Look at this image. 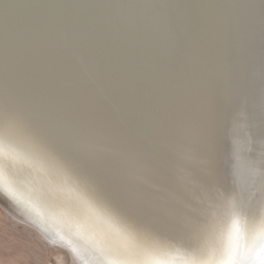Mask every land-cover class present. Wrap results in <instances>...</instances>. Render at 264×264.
I'll use <instances>...</instances> for the list:
<instances>
[{
  "label": "water",
  "instance_id": "obj_1",
  "mask_svg": "<svg viewBox=\"0 0 264 264\" xmlns=\"http://www.w3.org/2000/svg\"><path fill=\"white\" fill-rule=\"evenodd\" d=\"M36 1L20 18L19 15L12 17L13 32L9 33L7 29L6 33H0V41L5 42L4 47L0 42V70L15 84L23 83L27 76L47 78L49 82L46 84L50 88L38 82L26 96L22 95L26 103L21 104L15 95L21 92V88L14 86V98L9 103L0 102V113L7 109L2 107L5 105L10 109L28 104L81 124H95L126 141H135L156 139L174 130L182 122L175 110H182L185 105L193 115L200 114L203 118L222 122L234 148L228 144L227 157L221 158L223 161L219 164L226 182L231 183L234 173L242 181L251 148V145L247 148L249 139L245 141L243 136L247 121L244 117L249 111L251 89L256 88L255 70L264 66V56L260 61V54L257 55L262 46V25L256 22L264 19L260 13L261 0H170L167 6L164 0H142V3L153 1L155 7L162 5L157 17L154 13L147 17H156L152 22L160 28L156 36L163 44L155 45L152 56L150 44L140 42L138 32L118 39L115 28L117 24L121 25V20L117 21L115 16L130 12L127 1H75L71 7L85 21L89 20L93 29L88 35L78 34V39L67 25L71 22L68 16L61 13L54 16V12L64 9L63 1L59 0L53 8L45 6L44 0ZM133 35L138 42H133ZM83 36H88V40L82 39ZM51 53H55L54 56L60 58L57 63L62 64L57 67L47 64L53 63ZM135 54L139 56L138 60L142 59L140 66L130 62L135 61ZM76 66L81 70L77 71ZM86 69L93 72H81ZM90 76L94 77L89 79ZM115 84L120 89L131 88L129 99L140 97V103L149 109L147 114L144 112L146 116L140 105L134 107V101L125 102L126 97L122 98L120 91L113 89ZM136 85L140 88L137 89ZM261 89L264 91V84ZM191 93L197 99L201 97L202 101H192ZM254 127L257 130L256 122ZM255 141L260 143V139ZM261 149L264 148L256 146L255 153ZM38 168L53 171L47 167ZM256 171L258 174L257 161ZM0 196V203L8 209L14 206L5 195L0 193ZM263 216L264 209L255 218L225 214L207 241L205 251L212 255L225 253L235 237L230 249L232 255L245 256L250 250L254 253L257 241L251 242L252 237L261 235V232L258 229L256 233H250L249 225L258 223ZM223 218H226L225 223ZM31 224L38 227L35 221ZM38 230L44 234L39 227Z\"/></svg>",
  "mask_w": 264,
  "mask_h": 264
},
{
  "label": "snow or ice",
  "instance_id": "obj_2",
  "mask_svg": "<svg viewBox=\"0 0 264 264\" xmlns=\"http://www.w3.org/2000/svg\"><path fill=\"white\" fill-rule=\"evenodd\" d=\"M248 118L252 122L249 111ZM185 121L156 139L126 141L95 124H81L32 105L0 113V192L15 197L11 157L23 156L56 172L68 191L137 251L100 264H209L207 241L225 214L258 216L264 209V158L254 154L242 181L226 182L208 134L185 132ZM264 138V123L258 128ZM260 251L239 264H264Z\"/></svg>",
  "mask_w": 264,
  "mask_h": 264
},
{
  "label": "bare ground",
  "instance_id": "obj_3",
  "mask_svg": "<svg viewBox=\"0 0 264 264\" xmlns=\"http://www.w3.org/2000/svg\"><path fill=\"white\" fill-rule=\"evenodd\" d=\"M44 1H45L44 2L45 6L47 7L52 6L53 8L58 3L59 0H44ZM61 1H63V3L65 4V7L63 10H61V12L60 11L54 12V16H58V14L60 13L63 16L66 17L68 16L71 22L70 25L68 24L69 22L67 23V25L69 26L70 31L74 33L73 36L75 38L77 39L80 38L78 37V34H86V35L90 34L93 29L91 26H89V20L85 21L86 19L83 18L81 15L77 14L76 12L78 11H76L74 7L73 8L71 7L72 5H74V3L77 2V0H68L69 3L67 2V0H61ZM124 1L125 2L127 1L126 5L129 4L130 12L126 11L125 13H123V15L122 13H119L117 16H115L118 19L117 21L121 20L120 22L121 25L117 24L118 25L117 28L119 29L114 27L115 31H118L117 33H119L118 39L124 38L125 36H130L132 33L135 34L138 32L140 42L144 44V42L146 41L148 42V44H150L149 49L151 51V56H152L153 53H155V48H154L155 45L159 47L160 43L162 44L161 39L159 38L160 39L159 40L158 37L156 36L158 35L160 28L158 27L157 23L152 22V20H156L157 14L160 12L162 5L155 7L153 1L151 2L147 1L144 3H142V0H124ZM259 1L260 0H255V2H259ZM32 2L37 3L36 0H0V33H6L7 29L9 33L13 32L14 30L11 29H15V27L12 17L19 15L20 18V16H22L27 12L25 9L30 8L32 6L31 5ZM163 3H166V6L167 4L170 5V0H164ZM258 5L259 4L257 3V7ZM260 7H261L260 13L262 17L261 19H263L264 0H261ZM19 8H23V10H19ZM124 10H126L125 5H124ZM115 13L117 14L118 12ZM153 13L156 15V17H151L152 19L147 18ZM142 16L146 19H144ZM141 19H143L144 21ZM260 22L262 25V30L260 34L261 37L260 42L262 46L257 51L258 53L257 55L260 54L258 60L262 61L264 56V19L261 21H257L256 23L260 25ZM85 36H83L82 39ZM85 39L88 40V36L85 37ZM135 39L133 40V42H138V40L136 39L135 41ZM4 43L3 41L1 42L2 47H4ZM94 45L95 44H93V47ZM136 54L133 56L135 61L131 60L130 62H132L134 66L137 65L140 66V64L142 63V59L140 58L138 60L139 56ZM51 55L54 56L56 54L51 53ZM52 61L53 63H47L51 65V67H57L60 64H62V63H57V61H60V58H57L55 56L54 59H52ZM34 65L37 66V64ZM64 65L68 66L67 63H65ZM25 66L29 67L28 65ZM78 67L79 66H76V70L80 71L81 69H79ZM81 72L84 73L88 72L91 74L93 70L86 69ZM89 75H85V76L88 77ZM6 77L7 76H5L3 70H0V102L4 101L9 103L8 101L14 98L13 93L15 92L13 88H15L14 86L17 85H19L18 88H21V92L15 95L19 97L21 104L26 103V100L22 97V95L26 96L29 93L28 90H30L33 86L38 85L39 84L38 82H40L41 86L43 85L44 87L50 88V86L46 84V82L47 83L49 82L47 78L37 79L32 77L29 78L27 76L24 77L25 79L22 81L24 84L21 83L22 84L21 86V84H15L13 80L6 79ZM90 77L91 78L89 79H92L94 76H90ZM254 79L256 80V88L251 89L250 93L252 94V96L248 99V102H250L248 109L252 122L249 120L248 114H246V118L244 117L245 120L247 119L244 127L245 132L243 130L244 133L243 136L245 135L244 137L246 138V139L244 138L245 141L249 139V143H247V148L248 146L251 145V148L247 153V156L249 155L248 157H250L246 160L248 163H250L252 159V155L250 156V153L254 154L255 161H257L258 163H260L261 158H264V149H261L255 153L256 146L264 148V138L260 137L258 133V128L261 127L262 123H264V91L263 89H261L264 84V66L263 68L259 67L258 70H255ZM27 86L30 87L27 88ZM136 87L137 89H139L140 85H136ZM115 88L113 89L120 91L119 94L122 98L126 97L125 102L127 104L133 103L132 101H134L135 103L134 107H136V105H140V108H142L143 110L144 116H146L147 112H149V109L146 106L143 107L142 105L143 102L140 103V97L135 96L134 100L132 98L129 99L132 96V94H130V91H132L130 90L131 88L128 87L126 89H120V87L116 84H115ZM184 94L186 93L184 92ZM189 97L191 98L192 101H195L196 103L199 102V100H201V97L197 99V97L194 96L193 93H191ZM27 102L30 101L27 100ZM2 107L9 109V107L6 105ZM244 114H245V110H244ZM175 115L178 118L182 119V121L186 122L185 124L186 129H183L185 132L191 133L193 135H196L197 133L208 134L215 138V147L219 162L223 161L221 158H224V156L227 157V147L229 151V146L232 145H230V138L229 136H227L226 128H224L222 122H215V120L208 117L203 118V116L201 117L200 114L193 115L192 110L185 105H183L182 110L181 109L175 110ZM193 116H195V118H193ZM224 120L225 119H223V121ZM255 122H256L257 130L254 127ZM254 139H260V143L256 141L254 142ZM232 147L234 148V146ZM10 162L12 164V169H13L11 186L15 190L16 196L9 197L4 192H0V193L2 195H5L7 200L13 202L19 208H22L26 213V216H24L25 219L28 218L27 220H29L31 223L35 221L36 225L43 231L44 234L45 231H47L50 234H52L54 237L55 236L58 237V239L61 240L64 244H66L68 248L78 253L79 254L78 256L81 259L82 258L84 260L89 259V262L91 264L93 263L100 264V260L102 257L115 259L118 256H124L137 251L135 241L128 239L123 235L118 234L101 218H99L93 212L89 211L86 205H84L81 201H79L73 193L67 190V188L63 184L62 177H60L56 172L49 170L45 171V169L39 170L38 167L41 166L40 164H38L33 160L26 159L23 156L11 157ZM246 165H247L246 169L243 170L246 171V173L243 172L242 174L243 177L248 172V168H247L248 164ZM41 168L44 167L41 166ZM21 217L23 218V216ZM225 220L226 218L223 220L224 223ZM218 224H220V221ZM258 229L261 232V235L254 234ZM223 230L224 228L221 231L222 234H223ZM249 232L254 234V236H259L258 238L253 236L251 242L256 240L257 248L255 252L260 251V245L264 244V216L261 218V220H259L258 223L256 222L254 224L249 225ZM234 236H236V231L234 233ZM223 241L224 240L222 238L221 242ZM234 241H235V237L233 238V240L231 239L232 246L234 245ZM231 245H228V248L231 249L232 248ZM230 249L227 250L225 253L221 252L216 255L214 254L212 255V253L205 251V255L203 259H206L209 262V264H219L220 261L228 258L229 256H235L238 259L244 257L241 255L240 256L239 255L236 256L235 254L232 255ZM250 253H252L251 250ZM167 258L171 260L172 264H185V262L188 259H190V257H188L182 250L180 251L170 250Z\"/></svg>",
  "mask_w": 264,
  "mask_h": 264
},
{
  "label": "rangeland",
  "instance_id": "obj_4",
  "mask_svg": "<svg viewBox=\"0 0 264 264\" xmlns=\"http://www.w3.org/2000/svg\"><path fill=\"white\" fill-rule=\"evenodd\" d=\"M11 204L8 209L0 203V264H91L58 237L42 234L22 208Z\"/></svg>",
  "mask_w": 264,
  "mask_h": 264
},
{
  "label": "clouds",
  "instance_id": "obj_5",
  "mask_svg": "<svg viewBox=\"0 0 264 264\" xmlns=\"http://www.w3.org/2000/svg\"><path fill=\"white\" fill-rule=\"evenodd\" d=\"M219 264H239L238 261H233L230 259V256L222 261L219 262Z\"/></svg>",
  "mask_w": 264,
  "mask_h": 264
}]
</instances>
